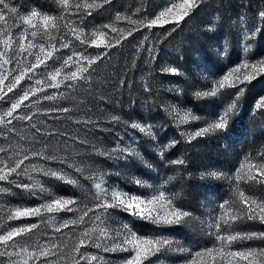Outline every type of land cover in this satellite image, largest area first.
Returning a JSON list of instances; mask_svg holds the SVG:
<instances>
[{
  "label": "rangeland",
  "instance_id": "374dc122",
  "mask_svg": "<svg viewBox=\"0 0 264 264\" xmlns=\"http://www.w3.org/2000/svg\"><path fill=\"white\" fill-rule=\"evenodd\" d=\"M8 2L17 8V13L8 14L5 11L6 20L0 22V29L15 24L16 27L11 28L14 36L22 26L19 16L30 13L33 8L58 17L61 32L65 31L63 25L67 19L80 22L82 16L81 27L91 39L98 38L92 36V32L104 31L105 43L112 40L117 34L102 27L110 23L124 30L125 34L132 30V35L122 39L120 45L107 50V55L91 66L90 79L82 86L67 90L63 86L60 89L49 88L47 93L55 95L56 99L37 102L34 96L25 102L29 107L21 111L37 112L34 122L39 127L68 135L37 137L40 141L37 143L33 139L35 130L23 122H17L19 135L10 141L12 159L15 160L16 154L22 151L45 150L47 144L48 154L66 158L72 167L60 164L59 160L48 164L41 160L25 161L28 173L17 182L32 184L40 181L44 191L34 189L36 196L16 188L14 184L0 182V187L10 189L9 193H0V232L14 225L43 221L32 233L17 239L21 245L45 241L59 245V254L49 257L58 260L59 264H73L69 255L85 228L91 231L86 237L88 243L80 248V252L102 258L92 261V264H121L132 253L104 249L112 248L119 242L117 233L124 224L139 236H163L169 240L168 245L150 256L144 264H189L197 251L219 246L220 242L215 236L218 218L214 214L223 211L218 206L220 201H229L228 207L240 214V218L231 222L230 227L222 225V231L264 232V223L246 219L244 214L247 209L238 195L243 191L248 197L264 201V183L236 180L238 170L241 175L248 172V169H240L246 156L253 163L264 161V155H260L264 153V107H256L264 98V73L234 87L226 84L215 96L197 95L210 91L233 68L245 62L251 65L264 60V21L259 17L260 11H264V0H203L179 25L169 23L151 29L139 23H130L129 19L117 21L116 16L120 14L137 22L145 17L152 19L165 7L171 6L170 0H112L110 4L93 10L91 16L81 13V16L70 17L64 14L58 0ZM69 2L71 4L73 0ZM175 2L180 3L181 0ZM36 23H39L38 19ZM257 26L260 28L258 32ZM42 32L41 28L35 37L37 41L41 40ZM57 34L53 30V35ZM73 45L75 51H84L79 41L73 40ZM104 51L103 45L99 48L87 47L85 54L95 56ZM67 54H70L68 49L56 52L53 59L47 62V69L41 66L37 72L42 78L46 77L48 71L62 65ZM169 67L178 69L179 74L163 71ZM72 70L74 68L65 67L63 72ZM251 71L250 67L241 68L235 75L243 78L246 72ZM29 84L31 81L26 80L21 87ZM233 104L235 108L229 113L227 132H208L190 139L195 131L207 127ZM61 105L69 107L71 111L54 114L59 115V119H48L39 114ZM6 106L0 102V109ZM189 112L198 118L181 120ZM113 116L120 119L113 121ZM86 119L92 122L84 123ZM133 121L144 126L151 125L150 133L131 128L129 125ZM76 137L87 143L78 142ZM118 141L121 147L131 144L135 154L127 155L126 159L120 158L122 152L117 148ZM109 152L110 156L102 154ZM177 159L184 163H171ZM33 164L36 168L48 166L62 169L78 184L74 186L40 175L32 168ZM255 171L253 169L252 173ZM29 175L33 179H29ZM136 179L143 181V184H136ZM100 181L109 190L118 188L142 196L163 191L177 207L189 211L191 215L179 225H155L119 209H108L111 215L102 216L103 224L86 217L85 224L70 226L59 233L55 232V226L64 218L78 219L79 211H61L15 221L5 219L9 207H35L53 196L74 197L80 208L91 206L96 198L94 185ZM72 207L75 209L76 206ZM101 228L107 230V237H100ZM95 243H99L100 247L93 246ZM227 248L230 251L252 248L259 251L264 249V239L238 238ZM214 257H202L200 264H234L223 251L214 253ZM81 264L85 262L81 261ZM241 264L247 262L242 261Z\"/></svg>",
  "mask_w": 264,
  "mask_h": 264
},
{
  "label": "snow or ice",
  "instance_id": "6c2138e0",
  "mask_svg": "<svg viewBox=\"0 0 264 264\" xmlns=\"http://www.w3.org/2000/svg\"><path fill=\"white\" fill-rule=\"evenodd\" d=\"M112 0H73L70 4L69 0H58L59 5L64 9V14L67 16H81V13L86 16H91L92 11L103 7L106 4H110ZM171 6L165 7L152 19L144 18L142 21H132L130 18L121 17L117 14L116 20L119 21L122 18L129 19L130 23H139L144 27L151 29L154 26H163L165 24L173 23L179 25L191 11L198 8L203 0H181L180 3H176L175 0H170ZM5 11L8 14H16L17 8L10 6L8 0H0V22L6 20ZM259 17L264 21V11H260ZM62 18V17H61ZM37 19L39 23H36ZM19 20L22 23L20 31L14 36L11 32V28L16 27L15 24L7 25L4 29H0V102H3L6 107L0 109V182L7 184H14L16 188L28 191L30 195L36 196L37 193L34 189H39L40 192L44 191L43 185L40 181L36 180L32 184H26L19 181L22 175H27L28 165L25 161L29 160H41L46 164L59 160V163L72 167V164L66 158H58L55 155H50L47 152V144H45V150H28L22 151L16 154L17 158L12 159L11 155V143L10 141L19 135L16 127L17 122H23V124L34 129L33 139H39L37 137H55L67 136L65 132H58L55 129L45 130L34 122V117L37 112H23L22 108L29 107L26 101H30L32 97H37V102L43 100H54L55 95L48 94L47 89L54 88L60 89L62 86L65 90L70 88H76L82 86V83H86L90 79V69L93 64H96L105 55L107 50L112 47H116L121 44L122 39H126L127 36L132 35V30H129L126 34L124 30L117 28L114 24H104L102 27L107 29L110 33H116L117 35L112 40L105 43L104 37L106 33L104 31L92 32V36L98 37L97 39L89 38V34L81 27L82 16L80 22L67 19L63 28L65 31H60L58 25V17L48 14H43L37 9L33 8L30 13L19 16ZM26 26V27H25ZM29 28L31 31L29 32ZM41 28V40L37 41L35 37L40 32ZM53 30L58 34L53 35ZM175 29H173L174 31ZM256 31H260L257 26ZM255 35V33H252ZM47 38L46 40L44 38ZM73 40L79 41L84 46V51H75ZM103 47L106 51L98 53L95 56H88L85 54L87 47ZM63 49H68L70 54H67L62 65L52 68L48 71L46 77H41L37 72L41 66L46 69L48 67L47 62L52 60L54 54ZM31 58V59H30ZM154 58V57H153ZM65 67L74 68L70 72H63ZM251 68V72H246L243 78L235 75L241 71V68ZM165 72H169L173 75H178L179 70L175 67H169L163 69ZM264 73V60L249 65L247 62L233 68L223 77V79L216 82V86L210 91L197 93V95L203 96H215L219 89H222L227 84L229 87L236 86L237 83L243 84L245 81H250L256 75ZM63 74V79L61 76ZM87 74V75H86ZM235 76V79L233 77ZM31 81V84L22 88V82ZM47 81V82H46ZM20 89L19 92L16 90ZM147 90V89H146ZM242 92L243 89H240ZM44 93V95H38ZM12 94V95H10ZM62 95V94H61ZM257 108L264 107V98H262L256 105ZM235 108V104L231 105L222 114H220L216 120L208 124L207 127L201 128L195 131L190 139L202 136L208 132H227L229 125V113ZM71 109L66 106H58L47 109L40 115H45L48 119H59V113H69ZM197 119L198 117L192 116L191 113H185L181 117V120ZM120 118L113 116L112 120L117 121ZM79 122V121H77ZM90 119H86L84 123H91ZM133 129H138L140 132H149L151 125L144 126L138 122H131L129 125ZM69 140L72 137H68ZM78 142L86 144V140H80L79 137L75 138ZM123 137H121V141ZM68 143L67 140L64 141ZM134 143V142H133ZM117 148L122 152L120 158H127V155L135 154V148L131 144L121 147L120 141L117 143ZM115 151V149H113ZM103 155H111L109 153H102ZM260 155H264L261 153ZM173 164H183L184 161L177 159L172 161ZM32 168L40 175L55 178L56 180L63 181L64 183L77 185L78 181L72 177L66 176L62 169L57 170L48 166H41L36 168L33 164ZM240 169H248L244 175H241L240 170L237 171L236 180H253L257 183H264V161L259 163H253L249 156L245 157V160L241 163ZM255 169V173L252 170ZM79 171V169H75ZM213 175H223L222 173H212ZM15 178V179H13ZM29 179H33L32 176H28ZM138 185H142L143 181L136 179L134 181ZM96 198L95 203L91 206H85L80 208L77 199L74 197H57L53 196L51 199L46 200L35 207H9L7 208L5 219L9 221H15L20 219H27L33 217H42L45 214H55L61 211L72 212L74 210L79 211V218H64L62 222L55 226V232L59 233L62 229L69 228L70 226H78L85 224V218L88 220L98 221L101 224L104 223L102 216L108 215V209H119L130 216L136 217L140 220L150 221L155 225H179L184 219L191 215L187 210L177 207L174 204L172 198H170L165 192H154L150 196H142L139 194H131L122 191L118 188H112L111 190L103 186V181L95 183ZM10 189L0 187V193H9ZM241 203L247 209L244 214L247 220L255 221L259 220L260 223H264V201H258L254 197H248L243 191L238 193ZM75 205V209L72 207ZM229 201H220L219 209L223 210L215 213L218 218V222L215 224L217 229L215 236L220 242L218 247L208 248L203 251H197L195 258L189 262V264H200V258L209 257L215 258L214 253H221L223 251L226 256L231 257L234 264H241L242 261L247 264H264V249H247L240 251H230L227 246L234 240L241 239H264V232H250V233H230L226 230H221V226H231V222L240 218L239 213H234L232 209L228 207ZM101 210H103L101 212ZM91 214V215H90ZM43 221L34 222L31 224L14 225L10 229L0 232V264H59L58 260L49 259L50 256H57L59 253L57 249L60 247L56 244H51L48 241L44 243H38L35 245L24 244L21 245L17 238L32 233L40 226ZM91 229H83L80 232V238L76 245L71 250L69 259L73 264H81L84 261L85 264H92V261H97L102 258H98L94 254L81 253L80 248L88 243L86 237H88ZM101 238L108 236V232L105 228L100 229L99 233ZM120 240L112 248H105V251H124L130 252L132 255L125 258L121 264H144V262L150 257L160 252L164 245L169 244V240L163 236L156 237H142L137 235L134 231L129 229L127 224L121 227V230L117 233ZM93 246L100 247L99 243H95ZM16 257V259H13Z\"/></svg>",
  "mask_w": 264,
  "mask_h": 264
}]
</instances>
